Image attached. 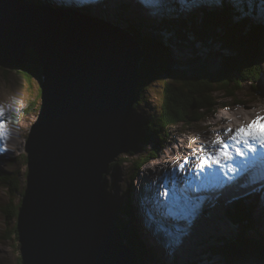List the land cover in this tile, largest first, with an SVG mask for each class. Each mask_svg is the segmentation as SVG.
<instances>
[{
  "label": "water",
  "instance_id": "obj_1",
  "mask_svg": "<svg viewBox=\"0 0 264 264\" xmlns=\"http://www.w3.org/2000/svg\"><path fill=\"white\" fill-rule=\"evenodd\" d=\"M143 58L131 34L103 19L0 0V67L39 83L16 215L21 264H140L103 185L129 149Z\"/></svg>",
  "mask_w": 264,
  "mask_h": 264
},
{
  "label": "rangeland",
  "instance_id": "obj_2",
  "mask_svg": "<svg viewBox=\"0 0 264 264\" xmlns=\"http://www.w3.org/2000/svg\"><path fill=\"white\" fill-rule=\"evenodd\" d=\"M110 1L118 3L120 0ZM129 1L125 0L126 4ZM88 2L99 3L100 7L104 6L101 0ZM172 2L177 3L179 7L181 5L187 11H194L193 5H198L200 0H137L134 1V7L149 26L161 18L160 12ZM193 2L194 4H191ZM262 72L261 79L256 84L253 82L243 84L235 100L217 94L218 108L215 112L204 115L202 122L189 121L188 124L170 126L166 128V135H161L160 131L156 130L152 142L150 137L144 139V142L142 140V143L133 149L134 152L130 154L128 149V152L121 154L110 164L104 176L106 182L104 189L117 201L129 205L128 200L134 209L131 218L134 213L136 223L133 225L138 228L136 234L142 242L140 245L146 250V264H156V260L157 264H229L225 263L226 258L222 254L217 255L213 249L218 247L222 237L237 238L236 226L228 221L226 213L236 208L237 203L241 202L240 199L246 198L244 200L248 199L250 204L252 199L247 197L252 195L259 194L254 199L255 202H252L255 207L252 218L257 223L255 230L257 228L264 233V162L249 169L246 175L242 173L238 177H234L227 170L214 169L213 172H225L226 176H221L218 181L213 180L212 183L204 182L205 175L192 180L191 187H187L178 179V193L183 192L180 199L176 202L169 200L167 204L158 200L163 177L165 175L170 177L172 169L178 168L185 157L190 160L185 166L187 171L189 167L195 166L196 157L200 155L198 150L201 147L211 151L214 141H229L237 129L246 127L255 120L254 115L264 117V64ZM160 75L155 74V80L145 79L147 82H144V91L140 94L142 99L134 107L133 117L143 119L151 116L153 112L156 113L155 106L160 101V92L164 83L170 82ZM254 76L252 74V77ZM23 78L22 74L14 69L0 67V123L4 124V127L0 128V169L15 171L17 186L20 189L25 185L24 140L29 124L36 116L39 98V83L36 77L29 76L26 81ZM28 104V108L20 109ZM247 113L250 116H247ZM240 116L244 117V121H241ZM224 118L226 120H223ZM228 128H231L232 132L224 135ZM256 130H259V125L256 126ZM236 146L240 147L235 145L229 149L233 152V156ZM216 147L220 145L217 144ZM260 151L258 148L257 153ZM245 155L247 156L246 153ZM141 157H144L142 163L138 162ZM239 161L240 158L235 159V165L231 166L232 173L237 170L236 165ZM257 178L261 179L260 184L240 191L238 196L230 195V197H238L234 202L231 200L225 202V199L224 202L219 201L221 197L226 198L233 188L239 189L250 182L252 184ZM241 179V184H235ZM15 193L10 199L11 206H16L18 202V194ZM6 200L5 191L0 186V264H16V258L19 256L18 242L4 234L2 208ZM12 224L13 221L10 222L9 227Z\"/></svg>",
  "mask_w": 264,
  "mask_h": 264
},
{
  "label": "trees",
  "instance_id": "obj_3",
  "mask_svg": "<svg viewBox=\"0 0 264 264\" xmlns=\"http://www.w3.org/2000/svg\"><path fill=\"white\" fill-rule=\"evenodd\" d=\"M22 1L56 9L77 10L90 17L104 19L131 34L144 57L139 69L140 93L134 107L142 99L140 94L144 91L146 78L153 79L155 74H161L160 77L170 81L164 83L160 92L156 113L143 119L133 117V113L130 116V154L142 140L144 142L150 137L152 142L156 130L166 135V128L170 126L188 124L189 121L202 122L204 115L218 108L217 94L235 100L244 83L256 84L263 73L264 0H200L198 5H193L194 11H187L172 2L160 12L161 18L149 26L135 11L134 1L137 0H130L128 4L120 0L116 6L113 1L101 0L104 4L102 7L92 2L88 6L80 0L74 1L80 2L76 6L68 0ZM21 74L26 81L27 76ZM252 74L255 76L252 77ZM28 106L24 105L20 109ZM143 161L144 157H141L138 162ZM16 178L15 171L0 169V186L7 198L2 208L4 234L17 242L16 215L24 187H21L22 190L18 188ZM105 191L124 242L132 249L138 262L146 264V250L140 245L142 242L136 234L138 228L133 225L136 223L134 213L131 218L134 209L127 195L129 205L117 201ZM13 193L18 194L16 206H11L10 202ZM254 199L250 204L248 200L243 201L226 213L228 221L236 226L237 238L222 237L218 247L213 249L217 255L222 254L226 258L225 263L264 264V233L257 228L255 230L257 223L252 218ZM251 233H254L253 236ZM149 255L151 257V253ZM16 259V264H21L20 257Z\"/></svg>",
  "mask_w": 264,
  "mask_h": 264
},
{
  "label": "snow or ice",
  "instance_id": "obj_4",
  "mask_svg": "<svg viewBox=\"0 0 264 264\" xmlns=\"http://www.w3.org/2000/svg\"><path fill=\"white\" fill-rule=\"evenodd\" d=\"M259 125V130H256V126ZM4 124L0 123V128H3ZM232 132L231 128L225 130L224 135H228ZM219 144L220 147H216ZM243 145L244 150L240 147H234V154L236 158H240L239 164L236 165V171L233 174L234 177L240 176V174H247L251 163L255 161L256 155L246 157L245 153L256 154L258 148L261 150L260 155L264 156V117L258 116L246 127H241L235 131L229 141L217 140L212 143V150H208L201 147L198 151L199 156L196 157L195 166L189 167L187 171L185 166L190 163L188 157L184 158L183 163L179 164L178 168H173L171 176L165 175L163 182L160 184V191L158 192V200L167 204L169 200L176 202L183 195V192L177 190V180H181L187 187L192 186V180L199 179L200 176L213 174L214 169H224L232 172V165H235V159L233 152L229 149L235 145ZM253 144L256 146L254 147ZM171 185V187H170Z\"/></svg>",
  "mask_w": 264,
  "mask_h": 264
},
{
  "label": "bare ground",
  "instance_id": "obj_5",
  "mask_svg": "<svg viewBox=\"0 0 264 264\" xmlns=\"http://www.w3.org/2000/svg\"><path fill=\"white\" fill-rule=\"evenodd\" d=\"M116 4L117 3H114V5L116 6ZM72 11H77V10H72ZM101 11V10H100ZM87 17L88 18H90V19H92L94 22H97V23H101V18H98V17H90V16H88L87 15ZM107 24H111V23H109V22H107L106 20H104ZM111 25H113V23L111 24ZM113 26H115V24L113 25ZM116 27V26H115ZM138 44V43H137ZM142 54H143V51H142ZM24 76V75H23ZM38 108V107H37ZM247 116H250V114L249 113H247ZM241 117V121H244V117H242V116H240ZM258 116L257 115H254L253 116V118L254 119H256ZM223 120H226L225 118L223 119ZM28 130H29V128L27 129V132H28ZM27 134V133H26ZM240 147H241V150H244V146L241 144V145H239ZM253 146L255 147L256 145L255 144H253ZM258 151V150H257ZM24 152H25V150H24ZM25 154H26V156H27V153L25 152ZM247 154V156L246 157H250V156H252V155H249L248 153H246ZM234 159H237L236 157H235V154H234ZM262 162H264V156H262V155H260L259 153H256V159H255V161H253L252 163H251V166H250V168L249 169H251V168H253V167H255V166H257V165H259L260 163H262ZM219 170H222V169H219ZM231 174H232V172H230ZM246 175V174H245ZM221 176H226V174H225V172H219V173H217V172H213V174H211V175H207V174H205V176H204V182L205 183H212L213 182V180H216V181H218L219 180V177H221ZM245 178H246V176H245ZM241 182H242V179L241 180H238L235 184H237L238 185V183H240L241 184ZM261 183V179L260 178H257V179H255L254 181H252V184H251V182L250 183H248V184H245L244 185V187H241V188H239V189H236V188H233L232 190L233 191H230V193L226 196V198H224V197H221V198H219V201L220 202H224V199H225V202H228L229 200H231V201H233L234 202V200L235 199H238V197H230V195L231 194H233L234 196H238V194H239V192L240 191H245V190H248V189H250V188H253L254 186H256V184L258 185V184H260ZM213 184H211V186H212ZM103 190H104V194H105V196H106V193H105V189H104V185H103ZM259 195V194H258ZM258 195H252V196H250V197H247V198H249V199H252V198H256ZM244 199H246V198H244ZM244 199H240L239 201H241L240 203H242L243 201H245ZM243 200V201H242ZM248 200V199H247ZM238 205H239V203H237ZM237 205V206H238ZM236 206V205H235ZM234 206V207H235ZM111 212V211H110ZM111 214H112V212H111ZM166 219H168V218H166ZM169 220V219H168ZM128 248H130L129 246H128ZM183 253V252H182Z\"/></svg>",
  "mask_w": 264,
  "mask_h": 264
}]
</instances>
